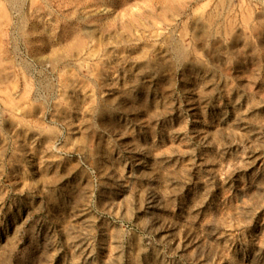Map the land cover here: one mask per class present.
<instances>
[{"label":"rangeland","instance_id":"1","mask_svg":"<svg viewBox=\"0 0 264 264\" xmlns=\"http://www.w3.org/2000/svg\"><path fill=\"white\" fill-rule=\"evenodd\" d=\"M0 264H264V0H0Z\"/></svg>","mask_w":264,"mask_h":264}]
</instances>
